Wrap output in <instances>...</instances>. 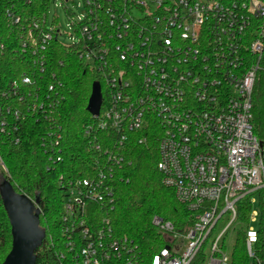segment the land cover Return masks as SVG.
Masks as SVG:
<instances>
[{"label":"built area","instance_id":"obj_1","mask_svg":"<svg viewBox=\"0 0 264 264\" xmlns=\"http://www.w3.org/2000/svg\"><path fill=\"white\" fill-rule=\"evenodd\" d=\"M67 1L61 4L70 11ZM84 1L83 13L72 17L78 40L69 45L105 86L100 112L92 115L97 127L124 141L129 132L159 131L162 182L194 216L186 233L153 218L169 244L149 264H190L225 214L229 222L213 238L206 264H232L220 243L241 223L242 207L249 208L247 225L241 223L247 255L264 264V127L258 134L253 124L254 92L264 84V0ZM0 15L26 32L20 48L43 71L48 48L62 33L57 22L26 19L16 0H0ZM4 46L0 39V50ZM55 85L44 90L32 75L3 78L0 69V138H14L27 114L47 116ZM17 97L23 107L14 105ZM61 139L60 129L50 130L47 150L60 152ZM146 139L143 134L140 142ZM105 151L95 158L92 176L65 184L66 246L73 264H138L136 247L113 235L109 217L98 227L92 215L94 204L113 201L108 164L123 160ZM0 164L7 171L1 157Z\"/></svg>","mask_w":264,"mask_h":264},{"label":"trees","instance_id":"obj_2","mask_svg":"<svg viewBox=\"0 0 264 264\" xmlns=\"http://www.w3.org/2000/svg\"><path fill=\"white\" fill-rule=\"evenodd\" d=\"M16 2L21 14L31 19L47 17L52 0ZM0 20V39L5 45L0 50L3 78L19 80L25 74L32 75L42 83L44 90L51 83L56 84L55 89L49 92L56 103L47 108V116L38 119L33 114H27L20 122V129L14 132V138H0V157L7 168L6 171L0 164V173L11 181L17 191L32 198L40 194L41 224L46 222L47 234L37 250L36 264H73L66 246V223L63 219L65 184L71 179L92 176L95 173L94 160L96 157L103 158L105 150L122 156L123 160L108 164L113 169V177L110 178L113 201L94 204L95 212L91 214L96 217L94 221L98 227L103 225L105 217H109L113 235L125 237L133 243L138 264H149L153 255L169 244L167 234L154 225L155 216L172 222L179 233H186L194 223L193 212L187 204L181 202L175 191L162 182L158 170L161 134L156 129L154 132L133 131L127 133V140L124 141L113 130L99 129L97 119L87 110L95 81H100L103 95H106L98 70L87 64L74 47L54 39L47 51V66L41 71L33 56L20 48V37L26 32L18 25L4 22L1 15ZM253 99V124L259 134L264 127L263 83L255 89ZM13 102L15 106L23 107V101H19L18 97ZM23 112L26 114L25 108ZM89 125L95 129L87 133ZM54 128L62 133L60 152H49L45 146L48 132ZM143 134L147 135V139L140 142ZM17 137L20 138L18 143L15 142ZM96 143H101V150L95 149ZM57 156L61 159L57 160ZM248 214L249 208L242 207L239 219L244 225H247ZM204 246L190 264H206L208 251ZM11 247V224L0 198V264ZM231 262L254 264L246 252L243 228L237 231Z\"/></svg>","mask_w":264,"mask_h":264},{"label":"water","instance_id":"obj_3","mask_svg":"<svg viewBox=\"0 0 264 264\" xmlns=\"http://www.w3.org/2000/svg\"><path fill=\"white\" fill-rule=\"evenodd\" d=\"M100 82L92 84L87 110L98 115L102 105ZM0 198L11 224L12 247L1 264H36L37 250L46 238L41 224L40 194L35 198L15 189L11 181L0 173Z\"/></svg>","mask_w":264,"mask_h":264},{"label":"rangeland","instance_id":"obj_4","mask_svg":"<svg viewBox=\"0 0 264 264\" xmlns=\"http://www.w3.org/2000/svg\"><path fill=\"white\" fill-rule=\"evenodd\" d=\"M68 9L72 12L70 15L68 10L61 4V0H56L52 2L48 11V24H51L53 21H56L57 24L61 28V35H59V40L66 44H72L73 42L78 40V36L75 33L74 25L72 23V17L79 16L83 13L85 9V1L84 0H68L66 2ZM57 17V18H56ZM229 222V214H225L221 220H219L216 227L213 229V234L209 237L208 243L204 246L206 251L209 250L210 244L214 237L220 234L226 225ZM46 223V222H45ZM43 223L42 225L46 228L47 225ZM244 226L239 221H236L229 228L228 233L221 240V246L224 248V251L230 256L233 251V247L235 244L236 234L239 229H242Z\"/></svg>","mask_w":264,"mask_h":264}]
</instances>
